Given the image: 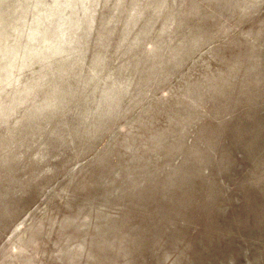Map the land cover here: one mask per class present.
<instances>
[{
  "label": "rangeland",
  "instance_id": "1",
  "mask_svg": "<svg viewBox=\"0 0 264 264\" xmlns=\"http://www.w3.org/2000/svg\"><path fill=\"white\" fill-rule=\"evenodd\" d=\"M15 6L0 264H264V0Z\"/></svg>",
  "mask_w": 264,
  "mask_h": 264
},
{
  "label": "bare ground",
  "instance_id": "2",
  "mask_svg": "<svg viewBox=\"0 0 264 264\" xmlns=\"http://www.w3.org/2000/svg\"><path fill=\"white\" fill-rule=\"evenodd\" d=\"M22 1L23 0H0V78H9L10 80L15 73L14 64L8 67V62H4L9 60L8 55H10L4 48L6 49L9 44H7V42L12 37L11 33H13L18 26H21L18 11H14V6H20ZM96 34L94 36H97ZM3 45L5 47H2ZM14 46L15 44H10L8 48L10 49ZM1 117H3L2 114H0V118Z\"/></svg>",
  "mask_w": 264,
  "mask_h": 264
}]
</instances>
